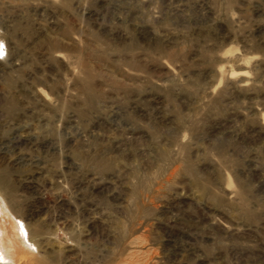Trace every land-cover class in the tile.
Returning a JSON list of instances; mask_svg holds the SVG:
<instances>
[{"label": "rangeland", "instance_id": "1", "mask_svg": "<svg viewBox=\"0 0 264 264\" xmlns=\"http://www.w3.org/2000/svg\"><path fill=\"white\" fill-rule=\"evenodd\" d=\"M0 53V264H264V0H0Z\"/></svg>", "mask_w": 264, "mask_h": 264}, {"label": "bare ground", "instance_id": "2", "mask_svg": "<svg viewBox=\"0 0 264 264\" xmlns=\"http://www.w3.org/2000/svg\"><path fill=\"white\" fill-rule=\"evenodd\" d=\"M2 51V50H1ZM19 224V223H18ZM5 227V226H4ZM13 227H14V229H15V232L18 234L19 232H21L22 231V233H24V231H23V227H21V226H19V225H16V223H14L13 222ZM13 233V232H12ZM9 235V234H8ZM7 236V235H6ZM7 238L9 239V238H11L10 237V235L9 236H7L6 238H5V236H0V248L3 250L4 249V247H7V244H8V241H7ZM9 247H11V248H14V244H11V245H9ZM3 256L1 255V252H0V263H2L3 262Z\"/></svg>", "mask_w": 264, "mask_h": 264}, {"label": "snow or ice", "instance_id": "3", "mask_svg": "<svg viewBox=\"0 0 264 264\" xmlns=\"http://www.w3.org/2000/svg\"><path fill=\"white\" fill-rule=\"evenodd\" d=\"M0 55H2V53H0Z\"/></svg>", "mask_w": 264, "mask_h": 264}]
</instances>
